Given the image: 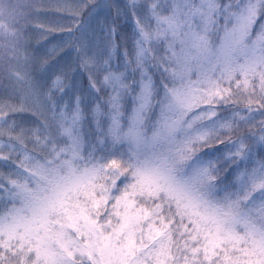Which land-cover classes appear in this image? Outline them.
Masks as SVG:
<instances>
[{"label":"snow or ice","instance_id":"snow-or-ice-1","mask_svg":"<svg viewBox=\"0 0 264 264\" xmlns=\"http://www.w3.org/2000/svg\"><path fill=\"white\" fill-rule=\"evenodd\" d=\"M0 264H264V0H0Z\"/></svg>","mask_w":264,"mask_h":264}]
</instances>
